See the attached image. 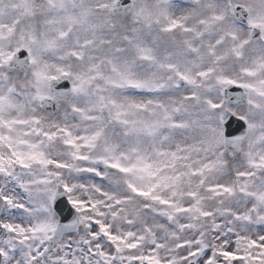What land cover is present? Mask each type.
<instances>
[{
    "label": "snow or ice",
    "instance_id": "6c2138e0",
    "mask_svg": "<svg viewBox=\"0 0 264 264\" xmlns=\"http://www.w3.org/2000/svg\"><path fill=\"white\" fill-rule=\"evenodd\" d=\"M0 264H264V0H0Z\"/></svg>",
    "mask_w": 264,
    "mask_h": 264
}]
</instances>
